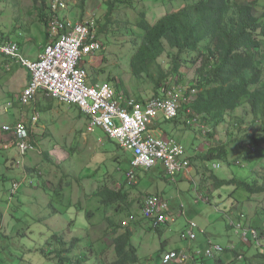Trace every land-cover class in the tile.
<instances>
[{"label": "rangeland", "instance_id": "rangeland-1", "mask_svg": "<svg viewBox=\"0 0 264 264\" xmlns=\"http://www.w3.org/2000/svg\"><path fill=\"white\" fill-rule=\"evenodd\" d=\"M65 1L68 10L58 14L60 19L66 16L73 22L88 21L98 29L95 35L102 49L93 57L85 58V66L82 64L88 81H92L95 75L92 68L96 67L98 75L94 78L98 83L108 82L115 89L120 78L126 96L141 102L153 98L150 81L134 78L129 70L133 47L128 33L138 32L135 23L139 13L153 24L165 13L180 9L182 1L132 0L131 6L115 5L108 17L110 22L105 16L110 0H85L83 9L81 0ZM251 1L231 0L243 4ZM255 1L254 11L258 15L264 11V0ZM31 4L33 0H0V31L6 37L13 38L10 33L14 31L15 18L31 19L26 16ZM165 47L166 52L158 60L164 72L170 70L169 54L174 53ZM33 48L32 43L24 44L20 55L32 60ZM198 66L180 69L184 76L183 88L191 87ZM17 69L21 70L19 66ZM168 82L174 83L172 78ZM0 86L7 89V94H0L1 129L15 118L29 127L30 118L37 115L30 134L36 149L23 156L15 146L2 148L8 138L0 132V264H56L53 257L55 249H59L58 239L67 244L65 256L70 260L67 264H112L114 238L125 231L131 234L130 242L141 258L139 264H161L162 250L203 251L208 241L225 251L206 260V264H220L218 259L222 264H264V248L242 244L231 224L245 221L247 228L257 230L264 245V195H250L233 185L214 189L212 179L264 183V165L251 170L252 163L264 164V158L254 154L251 161L246 160L245 144L239 145L247 133H259L260 123L252 118L247 106L238 108L232 117L226 118L225 124L214 130L203 120L199 126H187L182 111L177 121L159 124L157 135L165 133L185 148L191 165L190 180L180 174L175 182H170L159 167L140 171L137 185L127 188L124 176L131 154L119 149L100 128L86 134L87 120L75 106L42 96L38 108L33 103L22 106L17 98L14 101V88L9 89L2 83ZM202 127L212 130L211 134H203ZM32 130L37 133L36 141ZM205 145L224 146L225 159L201 160L200 156L207 152ZM44 152L48 159L44 158ZM237 161L241 164H236ZM214 164L218 165L215 169ZM13 184L17 190L11 196ZM105 187L111 192L126 194L125 199L104 206L97 194ZM154 194L168 203L169 220L159 230L152 229L140 212L143 197ZM129 215L134 220L127 221ZM109 220L115 223L113 227L107 224ZM188 222L204 232L196 231L194 241L180 238ZM72 240H78L75 246ZM239 254L241 260L237 259Z\"/></svg>", "mask_w": 264, "mask_h": 264}, {"label": "trees", "instance_id": "trees-1", "mask_svg": "<svg viewBox=\"0 0 264 264\" xmlns=\"http://www.w3.org/2000/svg\"><path fill=\"white\" fill-rule=\"evenodd\" d=\"M84 1L81 0V9L84 7ZM131 1H107L105 16L108 22H110L108 17L112 15L115 7L131 6ZM166 1H182V6L178 10L165 13L153 24H149L139 13L135 23L138 32L136 35L133 32L128 33L131 38V48L133 47V52L129 56V70L132 76L148 79L155 97L159 88L166 84L169 78H172L176 85L184 83V76L180 73L181 68L190 69L199 64L191 82V87L197 91L189 106L191 114H186L187 107L181 110L183 114L185 113L186 119L198 117L200 122L205 121L214 130L225 124L226 118L232 117L238 108L247 106L252 118L260 123L259 133H247L239 145L245 144L243 146L245 154H243L248 158L246 160L251 161L254 154L264 158V152H261L264 151V146L261 145L264 144V11L258 15L255 13V0L245 4L232 3L231 0ZM33 6H38L35 0ZM38 7L42 13L45 12V5ZM94 28L98 33L96 25ZM95 40H97L96 35ZM165 45L169 50L174 51L169 54L171 67L166 72L158 63L166 52ZM92 72L95 75H92V81L89 83L96 84L98 81L94 77L98 75L96 74L98 71L93 67ZM114 91L116 94L126 93L120 78L115 84ZM210 132L211 130L208 134H211ZM251 147L256 150L249 151ZM225 157L224 146L212 148L204 156H200L203 161L225 159ZM44 158L48 159L45 152ZM162 175H164L163 171ZM212 179L214 189L233 185L235 188L245 189L250 195H264V183L257 180L244 182L234 179L229 181ZM131 187L134 186L127 188ZM105 188L97 194V197L106 207L112 205L115 200L122 201L126 197V194L119 191L111 192ZM244 222L241 223L242 228L252 229L247 228ZM107 224H111L112 227L115 225L111 220ZM259 228L263 230L262 227ZM259 238L261 239L260 235ZM58 241L59 249H55L56 253L53 257L56 264L70 263L69 258L65 256L67 244L63 239ZM77 241L72 240V246H75ZM113 244L115 259L112 264L141 262L127 231L115 237ZM260 245L264 246L261 241ZM165 252L159 254L160 258ZM218 262L222 264L219 259Z\"/></svg>", "mask_w": 264, "mask_h": 264}, {"label": "built area", "instance_id": "built-area-1", "mask_svg": "<svg viewBox=\"0 0 264 264\" xmlns=\"http://www.w3.org/2000/svg\"><path fill=\"white\" fill-rule=\"evenodd\" d=\"M35 1L38 6L45 5L49 38L38 58L35 61L26 60L20 55L16 43L0 41V55L19 62L29 72L28 84L19 95L18 103L27 106L40 92L62 105L75 106L87 120L86 134L100 128L109 139L116 142L119 149L131 154L130 167L124 176L126 187L137 185L140 171L159 167L170 182H175L180 174L190 180V160L183 145L171 136L155 135L153 128L159 121L168 122L178 118L183 107H187L186 114L190 115L189 106L195 98L196 89L167 82L159 88L155 97L141 102L123 93L116 94L109 83L90 84L82 62L102 49V45L95 40L96 31L92 23L73 22L65 17L60 19L58 14L68 10L65 0ZM36 122L37 115H33L29 127L22 122L4 126L3 131L10 134L11 139L2 148L15 146L21 156L35 150L30 134L31 125ZM185 123L187 126H199L200 121L198 117H188ZM202 128L203 134L209 132L205 127ZM249 151L255 150L251 147ZM236 164L241 163L237 161ZM212 167L215 169L218 165ZM16 190L17 185L13 184L10 195L15 194ZM204 200L207 201L206 198ZM140 212L154 230L169 220L168 203L157 195L144 196ZM243 217L240 215L241 219ZM128 220L132 221L134 217L130 215ZM241 223V220L231 223L240 241L244 245L254 244L257 248H264L260 245L257 231L242 228ZM196 231L204 233L193 222H188L180 238L194 241ZM222 252L223 248L208 241L203 251H167L161 257V264H205L206 260ZM237 259H242V256L238 255Z\"/></svg>", "mask_w": 264, "mask_h": 264}, {"label": "crops", "instance_id": "crops-1", "mask_svg": "<svg viewBox=\"0 0 264 264\" xmlns=\"http://www.w3.org/2000/svg\"><path fill=\"white\" fill-rule=\"evenodd\" d=\"M16 1H20V0H16ZM27 9L28 10L26 11V16L28 18H31V19L15 18L14 19L15 24L13 26L14 31L12 33H10L11 35H13V38L6 37L5 36L6 34L2 31H0V33L2 34V40L1 41L16 43L19 47V51L21 50L20 47L23 46L24 44L32 43L34 45V48L32 50V54H31L33 59L32 60H30L28 58H26V59L30 60V61H35L38 58V55L42 52L44 47L49 42V38H48V35L46 32V23H45L47 20V15H46L45 10H44L45 12L42 13L41 9L38 6H33V4H31L30 7H27ZM29 25H30V27H29ZM13 62L9 61V59L0 55V83L6 85L7 87H9V89L14 88V91H15L14 92V96H15L14 101H15L16 98L18 100L19 95L22 93V91L24 90V88L28 84L29 72L24 67H22L19 63H16V62L13 63ZM83 62H84V66H85V64L87 63L85 61V59L83 60ZM14 66H16V71H13ZM17 66H19L21 68L20 71H18ZM1 75H2V77H1ZM0 94H3V96H4V94H7V89L5 88V90H4L0 86ZM41 96L44 99L50 100L49 98L45 97L42 93H40V92L37 93L34 100L32 101V103L37 108L40 105ZM7 104H10V103H7ZM11 116H14V115L11 114ZM30 121H31V118L29 120V123H30ZM19 122H22L21 119L15 118L13 120V122L11 124H8V125H13V124H16ZM22 123H24V122H22ZM161 123H165V122L159 121L157 123V125L153 128V133L155 135H157L156 132L159 131L158 126H160L159 124H161ZM4 126H7V125H3V127ZM1 127L2 126H0V132H3V128L1 129ZM3 133H5V132H3ZM32 133L35 134L34 139L36 141L37 133H35L33 130H32ZM162 134L157 135V136H165L166 135L165 133H162ZM5 135H6L5 138L7 137L8 141H9L11 139V135L6 134V133H5ZM166 136H168V135H166ZM211 148L212 147H210V145H205L204 151H208ZM130 160H131V158L129 159V161ZM258 164L263 165V162L252 163L251 164L252 170L257 168ZM163 252H165V251L162 250L161 254Z\"/></svg>", "mask_w": 264, "mask_h": 264}, {"label": "clouds", "instance_id": "clouds-1", "mask_svg": "<svg viewBox=\"0 0 264 264\" xmlns=\"http://www.w3.org/2000/svg\"><path fill=\"white\" fill-rule=\"evenodd\" d=\"M106 83H108V82H106ZM110 84V83H109ZM113 88V87H112ZM43 94V93H42ZM124 94V93H123ZM44 95V94H43ZM154 97V96H153ZM48 98V97H47ZM50 99V98H49ZM50 100H52V99H50ZM53 101H55V100H53ZM138 101H140V100H138ZM80 112V111H79ZM81 113V112H80ZM82 114V113H81ZM193 127V126H192ZM209 130V129H208ZM210 131V130H209ZM4 132V131H3ZM208 134V133H207ZM256 150V149H255ZM131 161V160H130ZM130 161H129V167H130ZM191 166V165H190ZM130 216V215H129ZM160 229V228H159ZM223 253V252H222ZM240 255V254H239ZM242 256V255H241ZM238 257V256H237ZM215 258V257H214ZM239 260V259H238ZM241 260V259H240ZM206 262V261H205ZM206 264V263H205Z\"/></svg>", "mask_w": 264, "mask_h": 264}]
</instances>
